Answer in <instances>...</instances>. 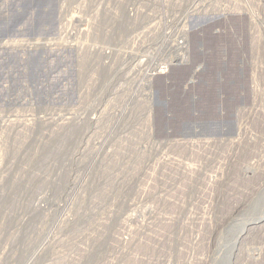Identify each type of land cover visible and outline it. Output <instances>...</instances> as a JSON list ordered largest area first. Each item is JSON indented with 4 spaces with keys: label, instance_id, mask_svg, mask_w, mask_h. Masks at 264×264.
Wrapping results in <instances>:
<instances>
[{
    "label": "rangeland",
    "instance_id": "374dc122",
    "mask_svg": "<svg viewBox=\"0 0 264 264\" xmlns=\"http://www.w3.org/2000/svg\"><path fill=\"white\" fill-rule=\"evenodd\" d=\"M263 212L264 0H0V264H264Z\"/></svg>",
    "mask_w": 264,
    "mask_h": 264
},
{
    "label": "built area",
    "instance_id": "2783aa9c",
    "mask_svg": "<svg viewBox=\"0 0 264 264\" xmlns=\"http://www.w3.org/2000/svg\"><path fill=\"white\" fill-rule=\"evenodd\" d=\"M179 43H180V41H179ZM108 50L107 51H110V49L109 48H107ZM106 51V52H107ZM109 52H107V54H108ZM155 59V58H154ZM172 60V57H168V61H171ZM154 65H156V64H154ZM153 65V66H154ZM168 65H169V62L168 63H162L161 65H159V67H158V65H157V70L156 71H152L154 74L153 75H155L156 74V72H163L164 71V69H166L167 67H168ZM153 66H151V67H149L147 70H146V72H145V74H148V72L147 71H149L150 69H152V67ZM156 67V66H155ZM145 74H144V76H145ZM152 75V76H153ZM152 76H150V77H152Z\"/></svg>",
    "mask_w": 264,
    "mask_h": 264
},
{
    "label": "bare ground",
    "instance_id": "6f19581e",
    "mask_svg": "<svg viewBox=\"0 0 264 264\" xmlns=\"http://www.w3.org/2000/svg\"><path fill=\"white\" fill-rule=\"evenodd\" d=\"M179 38V37H178ZM183 38V37H182ZM180 41V40H179ZM184 43V42H183ZM174 44V43H173ZM179 44V43H178ZM176 45H177V43H176ZM180 46V45H179ZM178 48V47H177ZM179 54V53H178ZM181 54V53H180ZM182 55V54H181ZM176 56V55H175ZM182 57V56H181ZM183 58V57H182ZM156 71L157 70V68H154V69H152V71ZM151 71V69L149 70V71H147V72H150ZM152 71H151V73H148V74H145V72H144V74H145V76H144V74H143V77H145L144 79H146V75H152ZM44 120V119H43ZM256 221L255 222H259V221H262V220H264V212H263V214L262 215H260L259 217H257L256 219H255ZM254 223V222H253ZM245 226V225H244ZM232 246V245H231ZM225 248V247H224ZM222 250V249H221ZM227 259V258H226ZM220 260V259H219Z\"/></svg>",
    "mask_w": 264,
    "mask_h": 264
}]
</instances>
